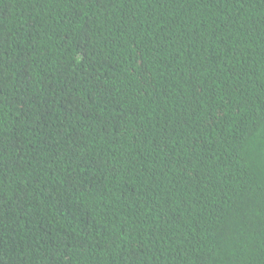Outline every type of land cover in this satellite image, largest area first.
Returning <instances> with one entry per match:
<instances>
[{
    "label": "trees",
    "instance_id": "trees-1",
    "mask_svg": "<svg viewBox=\"0 0 264 264\" xmlns=\"http://www.w3.org/2000/svg\"><path fill=\"white\" fill-rule=\"evenodd\" d=\"M0 264H264V0H0Z\"/></svg>",
    "mask_w": 264,
    "mask_h": 264
}]
</instances>
